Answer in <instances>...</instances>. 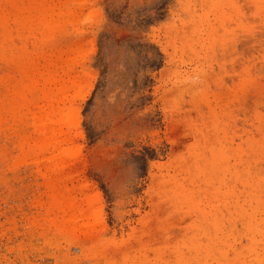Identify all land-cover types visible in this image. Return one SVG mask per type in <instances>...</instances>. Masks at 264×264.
<instances>
[{
  "label": "rangeland",
  "instance_id": "374dc122",
  "mask_svg": "<svg viewBox=\"0 0 264 264\" xmlns=\"http://www.w3.org/2000/svg\"><path fill=\"white\" fill-rule=\"evenodd\" d=\"M37 1L0 20V264H264V0Z\"/></svg>",
  "mask_w": 264,
  "mask_h": 264
},
{
  "label": "bare ground",
  "instance_id": "6f19581e",
  "mask_svg": "<svg viewBox=\"0 0 264 264\" xmlns=\"http://www.w3.org/2000/svg\"><path fill=\"white\" fill-rule=\"evenodd\" d=\"M9 4L14 10V21H23L24 23H27L29 25H35L39 19V8H38V1L37 0H0V20L7 21L9 19V16L7 14H3V5ZM63 7L65 8L66 13L63 12L62 17L65 18L71 17V14L69 13V2L64 1ZM11 80V77L8 79L1 80L0 84L7 85L8 82ZM34 85H38V80L33 79ZM56 83L55 80H48L45 83V86L43 88V93L46 96L50 93V87L49 85ZM24 92L23 89H18L14 91V93H9L5 95V98L0 99V131H3L6 129V125L8 124L7 121L9 118H13L17 114V108L15 107L18 98H21L23 96ZM57 95H62L60 98H49V105L48 107L43 111V114L39 116V122H40V130L42 132H45V134L50 135L46 139V143L50 144L52 141H55L58 136L62 137L67 134H69L74 127V114L72 113L71 108L67 107H60L59 105H56L55 103H60L62 100L65 99V95L62 94L61 89L59 90V93ZM9 106V107H8ZM34 113V111H33ZM71 156L70 154H66V152L63 153V156L61 158V163L63 164L60 166L61 169H64L66 161V157ZM58 165H55L53 169H49V171H52L53 173L56 172V169L58 168ZM53 178H64L63 175H56ZM262 178V177H261ZM193 191H188L186 193H182L184 198L191 199L194 196ZM52 197L51 200H54V204H57L56 208L60 211L66 212L68 209L72 208L71 203H67V195L66 193L62 192L61 190L54 189L52 190V193L50 195ZM258 259L260 260V256H258Z\"/></svg>",
  "mask_w": 264,
  "mask_h": 264
}]
</instances>
